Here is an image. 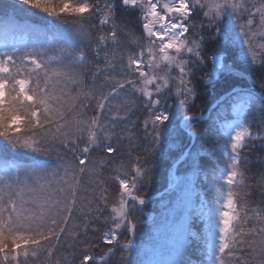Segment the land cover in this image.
<instances>
[{"label":"snow or ice","instance_id":"obj_1","mask_svg":"<svg viewBox=\"0 0 264 264\" xmlns=\"http://www.w3.org/2000/svg\"><path fill=\"white\" fill-rule=\"evenodd\" d=\"M7 8L40 16L44 29L5 24L0 30V156L5 157L0 162V264H69L68 257L57 256L67 237L84 245L78 264H108L111 247L98 257L87 250L89 225L107 212L112 227L103 243L132 249L138 228L132 217L146 203L138 185L151 174L138 158L129 170L113 169L110 178L119 193L110 201L102 172L118 153L112 145L117 125L127 122L136 100L141 101L147 113L143 128L159 151L162 139L175 131L180 108L188 112L193 106L192 81L209 60L206 84L221 72L241 82L250 73H264V0H14ZM134 13L139 35L126 18ZM58 20L66 21L63 30H57ZM216 37L223 45L208 55L206 45ZM85 41L96 60L90 78L83 71L90 63ZM228 55L232 61L225 64ZM228 86L232 91L216 105L205 140L174 161L190 176L175 177L170 186L185 183V191L199 198L193 209L186 197L185 211L204 221L203 232L186 224L182 232L186 241L202 244L204 264H264V207L249 203L251 191H244L254 178L245 150L255 148L254 141L264 142V119L254 125L249 113L257 105L264 110V96L255 91V80L250 87ZM89 110L95 114L89 116ZM201 119L184 115V129ZM57 146L71 151L73 159L61 156ZM96 150L109 159L93 162L90 154ZM53 152L55 164L49 159ZM202 154L215 166L205 167ZM200 176L207 185L203 192L193 187ZM260 176L264 179V172ZM260 197L264 201V192ZM176 211L170 214L175 217ZM121 230L130 237L122 244Z\"/></svg>","mask_w":264,"mask_h":264},{"label":"trees","instance_id":"obj_2","mask_svg":"<svg viewBox=\"0 0 264 264\" xmlns=\"http://www.w3.org/2000/svg\"><path fill=\"white\" fill-rule=\"evenodd\" d=\"M14 3V0H0V30H2L5 24L16 25V24H34L38 25L41 29H44V25L41 23V17L35 15L33 13H19L13 11L11 8H7L5 12V8L8 4ZM122 13L118 16V22L122 17ZM135 13L132 14L131 17H126L130 23V27L135 30L137 35L140 34L139 25L135 23L134 17ZM55 25L57 30H63L67 24L64 20L55 21ZM91 26V25H89ZM212 36L213 33L210 32ZM93 45L95 40L92 41ZM122 43H127L122 38ZM222 46L223 41L222 38L216 37L214 41L208 45L206 48L208 50V55L212 53V50L217 46ZM83 51L88 54V59L90 61L89 64H86L83 68L85 73H88V77L90 78L91 73L94 71L93 65L96 63L95 58L91 53V49L88 46V41L84 42ZM227 63H231L232 56L228 55L225 59ZM210 60L207 62L208 67L210 64ZM209 68H205L202 71L196 72L195 78L192 81L193 86H195L196 90V98L192 101L193 106L187 112H205L208 108V105L215 100L220 95L232 91V88L228 85L231 84L233 86L239 87H250L251 81L255 80L257 82L256 90H260L262 94H264V88H260L259 84L264 83L260 79L264 73H250L247 77L241 82L240 78L237 76H230L224 72H221L217 79H214L211 83H205L203 79L204 73L208 71ZM227 95H225L226 98ZM133 99H135L133 97ZM168 100V104L171 105L173 102ZM222 102V100L220 101ZM218 104V103H217ZM216 104V105H217ZM215 107L212 109L211 113H216L218 109ZM182 113H186L182 110ZM95 113L92 110H89V116L94 115ZM250 119L254 125H258L261 123V120L264 119V110H262L259 105L255 106L252 111L249 113ZM147 117V113L141 107V101L136 100L135 105H133L131 112L129 113V120L127 122H122L117 125L115 132L116 135L113 136L112 145L114 148L118 149V153H114L111 156L113 163L110 166H106L102 172V175L105 178V182L108 187V196L110 201L116 200L119 187L116 182H114L110 177L114 175L113 169L123 166L125 170H129L132 167V164L136 162L137 158L140 164L143 165L144 168L150 170V176L145 177L144 182L139 184L140 188L139 195L149 196L151 193L163 190L168 183V169L173 163V159L178 157L181 152H183L184 148L190 143V136L187 131L182 128L176 121L173 125L175 131L173 132V137L170 136L168 141L161 142V147L159 151L154 150L151 137L145 132L143 128V120ZM198 124L193 125L196 128ZM200 126V125H199ZM255 131V128L253 129ZM149 132L151 129L149 128ZM199 136L202 132L201 128L198 129ZM172 138H176V143H173ZM256 147L252 149H246V156L249 160V175L254 178L249 181L250 187L245 189L244 191H251V200L249 203L256 204L264 207V201L261 200L260 193L264 192V179H261L260 173L264 172V167L261 166V162H264V152L261 151V146L264 145L262 141H254L253 142ZM82 148L83 145L81 144ZM56 151L60 153L66 160L71 161L73 159V153L69 150L64 149L63 147L57 146ZM78 154V153H77ZM15 153H10V156H15ZM93 162H98L100 160L109 159L107 153L96 150L90 154ZM5 157L0 156V162L3 161ZM49 159L53 162V164L57 163V155L56 152L49 157ZM21 162H27L23 160ZM221 163H223L221 161ZM215 166V163L209 162L207 167ZM183 169H178V174H181ZM175 188H172L170 192H163L161 196L164 195H175ZM161 196H156L153 199L159 200ZM151 206L150 208L159 209L156 205H150L146 203L143 208ZM107 212L104 216L100 217L99 220L94 221L89 225L88 239L90 244L87 246V250L89 253L98 256L104 255L108 248H112L114 245H106L103 243V234L106 231H109L112 227L110 222H106ZM143 212L134 213L132 219L138 222L137 228V239L141 241L142 236L144 235L145 223L139 221L143 216ZM76 223L81 222V218L78 216L76 218ZM71 224V222H70ZM94 229L98 231H93ZM122 235L120 237L121 241H125L129 238L126 232H121ZM83 239V237H81ZM62 247L58 250L57 256L63 258L68 257L69 264H78V258L83 255L81 249L84 245L80 241L72 240L70 237L62 238L61 241ZM202 244L195 240H191L189 246L184 251L183 256L179 260V264H188V261H191V264H204L205 257L202 252ZM132 251H122L119 246L115 245L113 248V252L108 259V264H124L125 260L122 257H126L131 254ZM73 257L77 259L74 260ZM43 259V257H42ZM124 260V261H123Z\"/></svg>","mask_w":264,"mask_h":264},{"label":"rangeland","instance_id":"obj_3","mask_svg":"<svg viewBox=\"0 0 264 264\" xmlns=\"http://www.w3.org/2000/svg\"><path fill=\"white\" fill-rule=\"evenodd\" d=\"M193 22L199 24L200 19L196 18ZM204 35L208 36L211 34L210 32H205ZM224 63L229 64L225 60ZM211 67L212 64L210 62L208 68L210 69ZM205 79L206 77L204 76L202 80L205 81ZM235 87H239V85ZM229 92L230 91L220 95L215 100H213L208 105V108L205 112H196V113L186 112L181 114L183 108H180L176 121L182 128H184L182 124V118L184 115H194L198 117L200 116L203 117V119L199 120V122H194V121L189 122L192 123L193 125L198 124L196 128L192 127L191 129H185L188 135L189 132L196 133L197 138L193 140L190 137V143L184 148L183 152H187L189 150L195 152L197 150V147L200 145V143L205 140L206 130H208L212 124V119H210V117H214L216 115V113H211L212 109L215 107V105L218 102L223 100V98H225V95H227ZM256 92L264 96V94H262L260 90H256ZM170 101L173 102L172 100ZM229 118H231V116H229ZM199 128H201L200 132H202L200 136L198 131ZM173 135L174 133H172L170 136L173 137ZM170 136H168V138L165 141H168ZM172 140L173 143H176L175 142L176 138H172ZM213 142L223 143V140H219V141L214 140ZM180 156L181 154L178 157ZM178 157L173 159V163L168 169V183L166 187H164L163 189L164 192L168 193L173 188L171 186L167 188V186L172 183L175 177L190 176V170L186 166L184 165H180L179 167L174 166V161ZM199 159L202 162H204L205 167H207L209 162L215 163V161L212 158L205 156L203 154L200 156ZM220 165L223 166V163L220 162ZM180 168L183 169L182 170L183 172L181 174H178L177 170ZM193 187L198 192H203L206 190L207 185L204 184L202 176L197 177L195 179ZM160 191L153 192L149 196L141 195L145 199L146 203H149L150 205H156L158 206L159 209L150 208L151 206L149 207L146 206L147 208H143L144 206H142V212L144 215L142 216L141 219L138 220L145 223L144 225H145L146 233L144 232L141 241H138L137 236L131 237L133 239V247L132 249H130L132 253L126 256L127 260L134 261L135 264H155L156 261H159L161 259H169L172 261V264H179L178 263L179 260L183 256L184 251L187 249L191 241L190 237L188 238L187 241L184 239V234L182 232V225L186 224V226L190 228L191 231H196L200 233L203 232L204 221L198 219L194 211L191 213L185 211V208L189 206V201L186 197H191L190 206L193 209L199 204L198 197L192 196L191 192L185 191V183H181L178 188H175V192H176L175 195L161 196L163 194V192H161L160 194L157 195V196H161L159 200L156 199L154 200L153 199L154 197L150 198L153 194ZM209 199H210V194H209ZM177 205H179V207H177ZM173 208H177L175 217H173L170 214V210ZM184 216H190V219L187 222H185L182 219ZM133 222L136 221L133 220ZM164 224H167V227H162V225ZM122 231L123 230H121V232ZM123 242L120 239V243L122 244Z\"/></svg>","mask_w":264,"mask_h":264},{"label":"water","instance_id":"obj_4","mask_svg":"<svg viewBox=\"0 0 264 264\" xmlns=\"http://www.w3.org/2000/svg\"><path fill=\"white\" fill-rule=\"evenodd\" d=\"M171 184L168 185V187H170ZM164 190L160 191V192H157L155 194H153L150 198L154 197V196H157L158 194H160L161 192H163Z\"/></svg>","mask_w":264,"mask_h":264}]
</instances>
